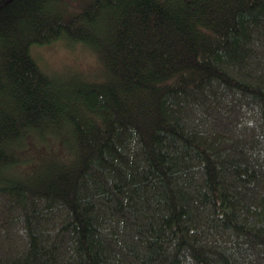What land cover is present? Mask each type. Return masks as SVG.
I'll return each instance as SVG.
<instances>
[{
    "label": "trees",
    "instance_id": "16d2710c",
    "mask_svg": "<svg viewBox=\"0 0 264 264\" xmlns=\"http://www.w3.org/2000/svg\"><path fill=\"white\" fill-rule=\"evenodd\" d=\"M0 264H264V0H0Z\"/></svg>",
    "mask_w": 264,
    "mask_h": 264
},
{
    "label": "rangeland",
    "instance_id": "374dc122",
    "mask_svg": "<svg viewBox=\"0 0 264 264\" xmlns=\"http://www.w3.org/2000/svg\"><path fill=\"white\" fill-rule=\"evenodd\" d=\"M32 55L40 68L50 75L64 77L79 74L87 80H100L103 74L95 55L80 45L69 47L62 41L55 42L47 46L33 47ZM52 152L57 155L55 145L52 146ZM19 170L22 171V168L19 167Z\"/></svg>",
    "mask_w": 264,
    "mask_h": 264
}]
</instances>
